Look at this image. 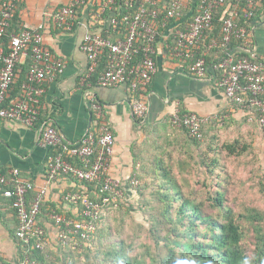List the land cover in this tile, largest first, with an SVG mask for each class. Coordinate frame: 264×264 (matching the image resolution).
Masks as SVG:
<instances>
[{"label":"trees","instance_id":"16d2710c","mask_svg":"<svg viewBox=\"0 0 264 264\" xmlns=\"http://www.w3.org/2000/svg\"><path fill=\"white\" fill-rule=\"evenodd\" d=\"M143 1L117 0L119 10L113 11L112 17L117 25L101 36L112 42L117 36L123 39L127 27L122 18L133 16ZM174 1L155 0L156 6L152 9L157 11L153 20L157 36L160 26L167 28L171 22L181 21L186 13L182 9L180 17L167 19V10ZM200 1L197 0L192 16L179 26L181 30L189 28L199 12ZM258 7L259 4L251 11L243 1L237 4L236 0H221L213 11L210 27L183 56H188L191 66L198 59H204L208 71L213 72V66L231 55L229 53L235 46L244 47L248 38L252 39L250 26ZM230 11L236 12L234 22L245 30V37L232 38L224 44L223 21ZM249 11L252 14L248 17ZM13 22L14 18L7 35L18 32L17 27L12 30ZM8 40L6 36L1 43L6 44ZM156 41L157 37L155 45ZM231 56L252 63H264V53L253 56L241 52ZM104 61L99 69L101 72L105 68ZM22 64L16 67L15 85L8 91L6 104L14 102L15 96L22 97L21 87L27 81L30 58L27 57ZM214 72L219 80L221 73ZM241 109L246 114L245 119L251 120L252 127L261 128L264 135V127L257 121V112L251 110V115H248L249 110ZM39 119L37 126L44 123V119ZM173 129L171 137L165 140L158 137L146 141L141 149L132 148L133 161L138 166L131 177L138 180L139 186L133 188L132 197L121 194L115 202L100 208L88 240L83 242L76 237L79 248L73 247L74 239H70L66 247L57 242L53 251L48 245L37 250L23 246L16 238L17 262L28 259L26 264H264V212L256 205L250 208L249 202L241 201V197L234 195L233 186L235 188L236 183H242L229 165L235 163L233 165L236 166V161L245 155L250 157L251 162L253 159L257 161V150L249 133L207 135L201 125V139H197L190 135L187 128ZM56 150L48 148V154L53 155ZM67 161L81 166L76 157H67ZM253 164L258 169L259 164ZM190 177L194 179L193 185H190ZM75 181L84 186L92 201L101 202L98 185ZM257 187L260 194H264V173L258 176ZM119 191L123 193L121 188ZM235 191L241 194V189ZM33 197L34 194L28 197V202ZM74 206L78 207L79 220H83L82 207ZM239 209L243 212H238ZM41 211L42 205L36 219L38 227ZM136 216H140L141 221Z\"/></svg>","mask_w":264,"mask_h":264},{"label":"crops","instance_id":"0c3cea01","mask_svg":"<svg viewBox=\"0 0 264 264\" xmlns=\"http://www.w3.org/2000/svg\"><path fill=\"white\" fill-rule=\"evenodd\" d=\"M75 1L17 0L12 30L16 27L17 30L41 27L45 47L64 64L63 72L44 84V94L36 105L38 119H44L43 124L55 129L62 141L70 145L78 143L89 130L98 133L101 128H107L115 138L107 175L120 180L121 194L134 195L129 182L138 164L133 161L132 148L141 149L146 141L158 137L161 140L171 137L174 129L170 115L175 111L194 113L203 119L207 135L245 132L249 133L255 145L264 146L262 129L253 128L242 109L225 98L214 70L208 71L203 78L198 77L191 70L188 56L173 54L176 33L181 31L179 26L192 16L197 0H177L186 11L182 20L171 22L167 28L159 27L154 58L157 71L147 88L148 111L141 119L131 111L132 95L125 86L103 88L97 85L102 64L94 74L96 78L92 77L84 84L80 80L87 68L86 55L80 50L83 36L86 32L107 33L112 27L113 11L119 10L120 4L116 0L111 7H103L99 0H80L71 30L55 26V13ZM236 1L237 4L241 2ZM257 10L250 26L252 39L248 38L244 47L235 46L229 54L264 53V3H259ZM15 97L14 101L22 98ZM40 127L36 123L27 126L0 120V174H3L0 178L10 179L14 174L19 180L31 183L34 191L29 193V198L45 183L49 154L48 148L39 142ZM6 188L0 183V264H15L18 261L15 237L18 221L11 201L3 196ZM84 190L83 185L66 176L59 177L48 188L38 222L52 251L58 241L51 215L78 220V207L64 201L63 197L67 193Z\"/></svg>","mask_w":264,"mask_h":264},{"label":"built area","instance_id":"2783aa9c","mask_svg":"<svg viewBox=\"0 0 264 264\" xmlns=\"http://www.w3.org/2000/svg\"><path fill=\"white\" fill-rule=\"evenodd\" d=\"M103 7H111L116 0H99ZM252 11L262 0H241ZM17 0H0V120L19 122L33 126L38 118L36 105L44 94V84L50 78L60 75L64 64L55 59L50 50L45 47L41 27H23L17 33L8 34ZM221 0H201L198 14L194 17L189 28L176 33L173 54L182 56L190 52L201 39L203 32L210 27L213 11ZM80 0L62 8L53 16L55 26L71 30L76 14V7ZM155 0H144L139 10L131 17L124 16L122 22L127 27L123 39L114 42L99 34L86 32L80 44V50L86 55L87 68L83 73L81 83L84 84L97 72L100 64L105 60V68L97 76L96 83L103 88H114L119 85L126 87L131 93V111L136 118H143L148 111V86L156 74L155 40L157 30L153 20L157 17ZM183 7L179 1H174L167 10L166 18L173 19L181 16ZM249 11L248 17L252 12ZM235 11H230L223 21V43L233 39L245 37V30L238 27L234 19ZM111 25H117L111 19ZM8 36V42L1 43ZM254 56V55H253ZM30 58L27 81L22 85L23 96L18 101L6 104L7 94L15 81L17 65ZM198 77H205L208 67L204 59H198L191 67ZM219 71L217 80L219 88L225 98L240 108L257 112V121L264 127V63H252L247 60L234 59L231 55L220 60L213 66ZM145 94L141 95V92ZM96 108V107H95ZM204 120L194 113H180L175 111L170 115L173 128H187L192 137L201 139L200 127ZM39 142L45 148L57 149L49 155L46 163L45 183L32 200L28 202V195L34 191V186L23 182L16 176L10 179L0 178V183L7 188L3 196L11 201V207L16 215L18 226L16 238L23 246L42 250L47 246L44 230L36 226V219L40 207L46 197L47 190L59 177H71L99 186L98 193L101 202L92 201L86 192H73L64 195V201L82 207L83 220L65 219L59 215H51L50 219L57 228V241L62 247L69 245L74 239L73 247L79 248V241H87L89 233L93 231V221L97 219L100 208L115 202L121 197L120 180L107 175L110 157L113 155L115 138L107 128H101L98 133L87 131L76 144L70 145L62 141L61 137L49 125L42 124L39 130ZM67 157H76L81 166L67 161ZM130 184L133 188L139 186L133 177ZM29 263L28 259L15 264ZM35 264V263H31Z\"/></svg>","mask_w":264,"mask_h":264},{"label":"rangeland","instance_id":"374dc122","mask_svg":"<svg viewBox=\"0 0 264 264\" xmlns=\"http://www.w3.org/2000/svg\"><path fill=\"white\" fill-rule=\"evenodd\" d=\"M264 141V137L262 139ZM253 145L257 150V161L253 159L251 162L250 157L244 156V158H240L238 161H236V166L233 165L235 163H228L230 165V170L235 171L236 175L240 178L242 185L239 183H236L235 188L233 186L232 190H234V195H238V197H241V201H247L249 202L250 208H253L254 205L258 206L257 209H261L264 212V194H260L257 187V181L258 176H261L262 173H264V146L259 147L258 145H255V142L253 141ZM253 162H256L259 164L258 169L254 167ZM244 163V164H243ZM243 164V167H242ZM232 166V167H231ZM190 185L194 183V179L190 177L189 179ZM240 192H236L235 190H240ZM232 195V192H231ZM230 205H232L230 203ZM234 207V205H232ZM255 207V206H254ZM235 208V207H234ZM238 212H243V209H239ZM136 216V219L141 221V217ZM248 241V240H247Z\"/></svg>","mask_w":264,"mask_h":264}]
</instances>
